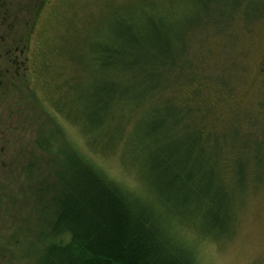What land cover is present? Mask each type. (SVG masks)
Returning <instances> with one entry per match:
<instances>
[{"label":"rangeland","instance_id":"1","mask_svg":"<svg viewBox=\"0 0 264 264\" xmlns=\"http://www.w3.org/2000/svg\"><path fill=\"white\" fill-rule=\"evenodd\" d=\"M17 2L24 10V32L25 21L30 26L24 35L27 74L9 66L10 79L0 85V192L3 186L4 190L28 187L25 178L33 164L35 176L39 175L47 154L36 140L49 134L57 145L67 150L74 147L127 189L154 193L150 159L145 164L140 156L141 133L166 116L170 93L165 87L172 73L164 67L161 74L151 76L148 66L144 74L130 69L120 72L121 57L114 53L108 59L106 54L110 46L136 53L128 39L130 35L144 39L154 32L153 18L161 24L156 25L161 33L169 28L176 36L177 51L190 47L181 35L192 29L188 37L194 36L193 62L201 77L209 76L211 86L200 88L189 103L212 108L205 118L210 126L216 123V113H222L218 127L226 126L228 133L236 131L230 112H248V118L260 119L246 136L250 144L243 156L249 162L246 175L240 178L229 172L225 178L230 211L224 228L203 233L199 223L196 229L181 222L176 235L197 264H264V105L259 104L264 102V0ZM0 69L5 71V65L0 64ZM183 82L182 78L174 85L182 93L173 94L181 106L190 87ZM225 82L233 88L224 90ZM223 91L229 94L228 100L222 99ZM248 118L240 122L239 130L246 131ZM170 126L173 123L165 128ZM144 142L146 154L153 142ZM146 175L151 178L149 186ZM7 218L0 204V244L16 230L7 226ZM30 236L34 238L33 231ZM21 243L0 253V264H29L34 252Z\"/></svg>","mask_w":264,"mask_h":264},{"label":"trees","instance_id":"2","mask_svg":"<svg viewBox=\"0 0 264 264\" xmlns=\"http://www.w3.org/2000/svg\"><path fill=\"white\" fill-rule=\"evenodd\" d=\"M152 21L154 32H148L146 38L130 35L128 42L136 53L118 52L110 46L106 54L108 59L114 53L117 59L121 57L120 72L130 69L144 74L148 66L151 76L161 74L164 67L172 73L165 87L170 93L166 116L154 120L151 129L141 133L140 156L145 157V164L150 159L154 193L127 189L74 147H60L55 137L44 134L36 140L47 154L39 175L35 176L37 167L33 164L25 178L28 187L4 190L3 186L0 192V204L8 213L7 226L16 229L11 239H1L0 253L23 241L34 252L29 264H197L176 235V226L189 222L198 229L195 223H199L203 233L224 228L230 211L225 178L229 172L240 178L246 175L249 162L243 156L250 145L246 136L260 119L248 118V112H230L236 131L228 133L226 126L218 127L222 113H216V123L210 126L205 118L212 108L206 105L203 109L201 102L189 103L200 94V88L211 86L209 76L201 77L193 62L194 36L188 37L192 29L181 35L185 44L191 43L189 50L185 45L183 51H177L176 36L169 28L161 33L156 26L161 24ZM189 24L192 26V21ZM182 78L183 85L190 87L181 106L173 94L178 90L174 85ZM228 82L223 83L227 91L233 88L227 87ZM221 95L222 99L229 97L224 91ZM246 118L250 125L245 126L246 131L239 130ZM170 123L173 126L166 129ZM144 139L153 142L146 154ZM151 178L146 175L148 186Z\"/></svg>","mask_w":264,"mask_h":264},{"label":"flooded vegetation","instance_id":"3","mask_svg":"<svg viewBox=\"0 0 264 264\" xmlns=\"http://www.w3.org/2000/svg\"><path fill=\"white\" fill-rule=\"evenodd\" d=\"M14 0H0V64L5 65V71L0 69V85L8 83L10 79L7 75L10 71L9 66L16 67L17 70L23 69L26 65L27 43H24L25 32L29 33L30 26L26 27L25 32L21 21L24 20L21 6L13 7ZM25 55V58H24ZM5 72V74H3ZM3 91V90H2ZM7 129V128H6Z\"/></svg>","mask_w":264,"mask_h":264}]
</instances>
